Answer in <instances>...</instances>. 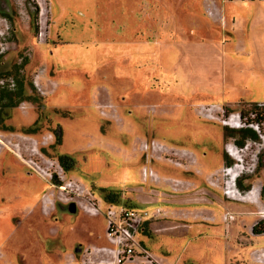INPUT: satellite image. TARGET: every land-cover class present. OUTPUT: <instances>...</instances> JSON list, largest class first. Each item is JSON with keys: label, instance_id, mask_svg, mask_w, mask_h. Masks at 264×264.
<instances>
[{"label": "rangeland", "instance_id": "rangeland-1", "mask_svg": "<svg viewBox=\"0 0 264 264\" xmlns=\"http://www.w3.org/2000/svg\"><path fill=\"white\" fill-rule=\"evenodd\" d=\"M40 3L0 0V264H118L103 188L159 264H264V0Z\"/></svg>", "mask_w": 264, "mask_h": 264}, {"label": "built area", "instance_id": "built-area-1", "mask_svg": "<svg viewBox=\"0 0 264 264\" xmlns=\"http://www.w3.org/2000/svg\"><path fill=\"white\" fill-rule=\"evenodd\" d=\"M31 1L38 3L41 13L42 7L40 0ZM159 147L160 146L157 147L158 150H160ZM228 189L229 187L226 185V190L224 191L226 195L228 194ZM229 218L232 217L229 216ZM105 219L107 223L108 239L110 241L117 242L119 246L117 247L114 255L116 260H119L120 257L127 258V256L134 251H138L139 253L146 252V250L138 242V235L147 219L142 210L125 207L119 204H109L105 210ZM148 256L149 254L146 252V256L144 257L147 262L146 264H152L153 259ZM261 261L264 262V256ZM154 263L159 264L157 261Z\"/></svg>", "mask_w": 264, "mask_h": 264}, {"label": "trees", "instance_id": "trees-1", "mask_svg": "<svg viewBox=\"0 0 264 264\" xmlns=\"http://www.w3.org/2000/svg\"><path fill=\"white\" fill-rule=\"evenodd\" d=\"M3 79V77L0 75V81ZM1 98L5 101L4 104L0 103V122L3 121L8 116L7 110L13 107H16L21 101L25 100V89L23 84H17L15 88H9L6 89L5 87L1 88L0 90ZM258 113H256L257 117ZM254 121H257L256 119ZM234 133L240 138H237V143L241 146L244 144V141L246 138H249L251 140L256 141L258 139V136L254 130L251 128H240L238 130H232ZM235 134H227L230 137H236ZM57 141H59V135L57 134ZM72 161V158L68 155H59L58 156V162L63 167L64 170H68L67 162ZM103 191L104 200L109 204H119L125 207V204L121 203L120 194L117 192V190L113 189H101ZM129 208H136V207H129ZM264 222L262 220L258 221L253 227L252 232L254 234H261L264 232V227H262V224Z\"/></svg>", "mask_w": 264, "mask_h": 264}, {"label": "flooded vegetation", "instance_id": "flooded-vegetation-1", "mask_svg": "<svg viewBox=\"0 0 264 264\" xmlns=\"http://www.w3.org/2000/svg\"><path fill=\"white\" fill-rule=\"evenodd\" d=\"M231 217L232 218L227 217V218H225V220L226 219L233 220V216H231ZM106 227H107V224H106ZM142 229H143V226H142ZM142 229H141V231H142ZM141 231H140V233H141ZM140 233H139V235H140ZM139 235H138V237H139ZM142 247L149 254V256H148L149 258L153 257V256H151L152 255L151 252L146 247H144V246H142ZM146 252L145 253H139L138 251H134L129 256H127V258L126 257L125 258L124 257H120L119 260H117V263L118 264H133L135 262V259L138 258V259H141L139 264H146L147 262H146V259L144 258L146 256ZM154 262H155V260L153 259L152 264H156Z\"/></svg>", "mask_w": 264, "mask_h": 264}, {"label": "bare ground", "instance_id": "bare-ground-1", "mask_svg": "<svg viewBox=\"0 0 264 264\" xmlns=\"http://www.w3.org/2000/svg\"><path fill=\"white\" fill-rule=\"evenodd\" d=\"M233 155H234V156H237V153H233ZM227 170H228V169H227ZM237 171H240V170H239V167H238V166H235V167L230 168V169L227 171V174H228V175L236 176ZM234 192H235V191L232 190V191H230V194H231V193H234ZM235 195H236V194H234V196H235Z\"/></svg>", "mask_w": 264, "mask_h": 264}, {"label": "water", "instance_id": "water-1", "mask_svg": "<svg viewBox=\"0 0 264 264\" xmlns=\"http://www.w3.org/2000/svg\"><path fill=\"white\" fill-rule=\"evenodd\" d=\"M69 211L70 212H76V206H75V204H70V206H69Z\"/></svg>", "mask_w": 264, "mask_h": 264}, {"label": "crops", "instance_id": "crops-1", "mask_svg": "<svg viewBox=\"0 0 264 264\" xmlns=\"http://www.w3.org/2000/svg\"><path fill=\"white\" fill-rule=\"evenodd\" d=\"M244 2H245V1H244ZM256 223H257V222H256ZM256 223H255V224H256ZM255 224H254V225H255ZM254 225H253V226H254ZM253 226H252V227H253ZM252 227H251V228H252ZM260 261H261V259H260V260H258V262H259V263H260Z\"/></svg>", "mask_w": 264, "mask_h": 264}]
</instances>
